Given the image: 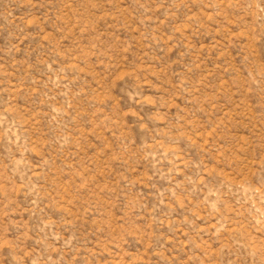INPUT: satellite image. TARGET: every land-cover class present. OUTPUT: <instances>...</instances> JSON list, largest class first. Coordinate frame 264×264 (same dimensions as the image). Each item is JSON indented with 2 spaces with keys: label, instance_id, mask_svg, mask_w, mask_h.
<instances>
[{
  "label": "rangeland",
  "instance_id": "rangeland-1",
  "mask_svg": "<svg viewBox=\"0 0 264 264\" xmlns=\"http://www.w3.org/2000/svg\"><path fill=\"white\" fill-rule=\"evenodd\" d=\"M0 264H264V0H0Z\"/></svg>",
  "mask_w": 264,
  "mask_h": 264
}]
</instances>
